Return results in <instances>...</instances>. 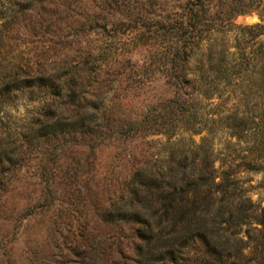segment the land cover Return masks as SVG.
Wrapping results in <instances>:
<instances>
[{"label":"rangeland","instance_id":"374dc122","mask_svg":"<svg viewBox=\"0 0 264 264\" xmlns=\"http://www.w3.org/2000/svg\"><path fill=\"white\" fill-rule=\"evenodd\" d=\"M70 1L66 5L63 0L36 4L20 13L23 20L9 23L5 17L19 6L13 5L14 0H0V25L7 36L0 50V75L23 66L31 75L57 79L53 90L13 93L5 108L10 124L27 132V124L46 119L45 108H56L62 96L70 94L85 97L82 106L91 111L97 107L105 117V123L99 121L103 126L97 135H82L69 128L68 133L39 145L31 142L20 147L19 142L16 150L23 148L24 155L6 173L0 193V264H138L141 239L137 223L125 219L117 206L127 179L138 168L157 164L155 168L165 170L173 159L195 166L192 172L203 176L211 187L210 228L228 226L218 216L223 194L220 185L225 184L226 171L236 175L234 202L237 206L246 202L249 217L229 225V231L216 238L230 235L232 243L241 246L239 264H259L264 256L260 246L264 238V75H260L264 0H211L215 10L223 1L242 8L247 5L235 23L252 28L254 91L246 86L249 79L232 75L236 68L228 73L232 84L219 80V65L209 61L211 49L231 53L226 68L238 61L235 46L237 35L243 32L234 25L220 27L208 37L205 34L186 68L176 71L180 78H190L191 85L177 86L176 79L168 75L170 60L164 57L174 44L168 36L155 32V27L143 25L152 26L156 19L173 12L184 13L187 0H124L122 13L104 8L102 0ZM88 11L100 22H108V27L87 28L92 19L86 21ZM208 93L213 96L207 97ZM62 101H68L62 110L76 107L71 98ZM186 101L194 103L197 122L180 119ZM132 124L136 126L124 132ZM42 164L53 181L54 202L49 205ZM190 170L188 167V173ZM45 202L46 206H38ZM255 257L257 260L249 261ZM205 258L204 241L197 239L178 264H200Z\"/></svg>","mask_w":264,"mask_h":264},{"label":"trees","instance_id":"16d2710c","mask_svg":"<svg viewBox=\"0 0 264 264\" xmlns=\"http://www.w3.org/2000/svg\"><path fill=\"white\" fill-rule=\"evenodd\" d=\"M23 1L25 3H22ZM46 1L48 0H14L13 5L19 6L17 7L18 10L13 11V15L7 16L5 19L9 18V23L16 22L24 17L20 13L32 10L36 4L44 6ZM63 1L64 5H66L67 0ZM102 1L104 2V8L113 9L115 13H122L125 6L124 0ZM231 1L233 2V0ZM232 2L223 1L219 4V10H215L213 5L216 4H213L211 0H187L185 5L182 6V9H185L184 13L173 12V15L169 14L165 17L159 15V17L163 18L156 19L155 24L152 26L143 25L148 29L155 27V32H161L162 35L168 36V41L172 43V46L174 44L173 49L170 52L168 51L170 54L165 55L164 58L170 60L168 75L176 79L175 83L177 86L182 83L191 85L190 78H187V76L180 78L181 76L177 75L176 71L180 67L182 69L186 68L190 54L193 53L195 46L196 48L200 47L201 41L204 40V35L207 34L208 37L211 32L221 30L220 27L229 28L234 25L242 29L243 32L241 35H237L239 37L235 46L238 50L237 54H239L238 61L236 60L234 64L226 68L224 65L228 63L227 58L230 56L227 57V55L231 53L227 52L226 49L213 50L211 48L213 53L211 52L209 61L211 63L217 62V66L219 65L216 72V74H219L216 75L219 80L224 79L228 84H232L234 80H231V76L229 78L228 73L231 67L234 70L230 73H234L236 68V72L232 75H239V77L249 79L250 83L247 81L248 85L246 86L248 90L254 91L255 82L252 79L256 73V68L251 61L253 53L251 51V41L253 38L249 33L252 28L251 26H240L235 23V17L246 12L247 10L244 7H247V5L243 4L244 7L242 8L241 6H235ZM73 3H75V0L70 1V4ZM70 4L68 3V9L71 11L73 9ZM80 7L83 6L81 5ZM86 16V21L92 18L91 22L86 24L88 25L87 28L106 29L109 25L108 22H100L89 11ZM51 25L52 23L50 22L47 28ZM83 27L81 30L85 29ZM6 37L0 25V50L6 45ZM16 67L18 68L12 67L0 75V193L2 186L6 182V173L11 167L17 165L21 153L24 155L21 150L23 148L16 150L19 142L20 147L24 146L25 143L31 142H37L39 145L41 141H45L50 137L58 138L68 133L69 128L79 131L82 135H97L101 131L102 123H105L103 120L105 117H102L97 107V110L91 111L82 106L84 102H87L85 97L81 98L79 95L74 97V94H70L68 96L63 95L56 108H45V120L32 121L30 125L27 124V132L19 131L18 128L10 124L5 112L12 94L25 91L26 89L41 92L48 89L53 90L56 88L57 79L49 76L47 78L46 76H36V74L31 75L23 66ZM261 69L260 75H264V64ZM217 78H215L216 82ZM214 84L217 85V83ZM263 85L264 81L263 84L261 82V87ZM194 86L195 84L191 87ZM212 93H208L206 96L212 97ZM58 95L60 96V94ZM66 97L71 98L76 107L62 110L61 106L66 105V102H68L62 101ZM187 102H185L186 107L184 110L179 113L181 115L180 119L185 120V123L189 124L194 121L197 122L196 111L192 113L194 111V103L188 104ZM191 105L192 110L189 108ZM185 111L191 113L188 116H184L187 113ZM149 116L148 114L144 120L148 122ZM100 120H102V123L99 122ZM137 125L141 124L137 123ZM133 126H136V124L127 127L124 132L132 130ZM232 126L239 127L235 124ZM32 132L36 133L32 134ZM100 135L103 136V134ZM42 153L41 159L44 160V152ZM156 165L138 168L127 179L125 193L121 198V205L118 204L119 206H117L118 210H123L125 219L137 223L138 235L141 239V242L137 245L138 264H164L166 262L178 264L179 260L183 258L186 248L195 243L197 239L204 241L207 252V258L200 264H239V261H242L243 258L241 246L237 243H232L230 235H227L225 239L216 238V236L220 237L228 232L229 225H238L249 217L250 206L243 200L237 203L238 206L234 202V197L238 194L235 189L238 183L236 175L230 170L226 171L224 174L225 184L220 185V191L223 194L220 198L218 216H221L228 225L220 230V228H210L208 217L211 212L210 206L213 204L209 198L211 187L208 186L203 176H197L196 173L192 172L195 166H190L182 160L177 161L174 159L169 162L165 168L166 171L160 169L161 167L155 168ZM40 167L41 178L46 183L44 191L48 197L47 205H49L54 202L53 191L50 186L53 181L45 173L46 165L42 164ZM188 167L191 169L189 173L187 171ZM180 170L183 172L181 173ZM44 205L46 206V202L38 206L42 207ZM228 212L230 214L227 216ZM262 215V223L264 224V210ZM260 242L263 252L264 238ZM258 248L259 246L256 249L258 250ZM234 256L235 259L232 258ZM255 260H257L256 257L251 258L249 261ZM263 260L264 256L258 261L259 264H263ZM240 264L249 263L243 261Z\"/></svg>","mask_w":264,"mask_h":264}]
</instances>
